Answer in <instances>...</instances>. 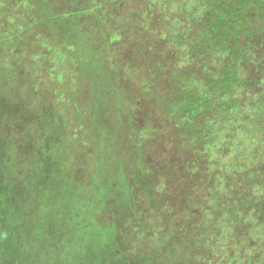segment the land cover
Wrapping results in <instances>:
<instances>
[{"label": "rangeland", "instance_id": "374dc122", "mask_svg": "<svg viewBox=\"0 0 264 264\" xmlns=\"http://www.w3.org/2000/svg\"><path fill=\"white\" fill-rule=\"evenodd\" d=\"M207 1L0 0V264H264V46L223 85Z\"/></svg>", "mask_w": 264, "mask_h": 264}, {"label": "trees", "instance_id": "16d2710c", "mask_svg": "<svg viewBox=\"0 0 264 264\" xmlns=\"http://www.w3.org/2000/svg\"><path fill=\"white\" fill-rule=\"evenodd\" d=\"M206 7L207 15L206 17H204L207 23L205 24V20L203 17L202 21L205 26L203 27V29H201L202 33L200 38L202 41H206L207 44H211V42L218 40L219 37L224 39L223 50L225 51V55H227L226 53H230V56H227H229L230 59L232 57L234 59L231 60L230 63L225 66V73L223 75V78L221 79L223 85L225 84L228 87L233 82V75L231 73H236L235 67L240 63L239 60L243 57H250L252 49L256 50L258 46H264V0H208ZM165 11L166 10H164L163 12ZM74 12L77 14L79 10H77L76 8L74 9ZM49 17L51 16L44 15L41 17V19ZM221 23L223 25H221ZM21 31H24V29L21 28ZM229 41H232L230 47ZM234 54H236L238 58L234 56ZM53 71V74H55L54 76L57 80L56 83L58 84L60 83V79L57 78V72L58 75L63 74L55 68ZM55 95L57 96V92L55 93ZM40 101L41 100H39V105H41ZM195 103L196 100L191 99L187 104H181V107L178 110L184 108L188 109V106H191ZM192 111L193 110H190V112ZM82 185L85 187H83ZM68 187H70V184L65 183L63 188ZM33 193L34 192H31L28 195L29 200L33 198ZM90 195L91 184H82V180L80 179L78 189L76 190L75 198L78 200V202L81 201V204H79L78 202L77 204L82 206V204L86 202V204H88L89 209H91V199H89L91 197ZM30 196L32 197L31 199ZM43 202H45L44 199ZM85 208H87V206H85ZM86 212L87 211H83L81 213L85 214ZM89 212H91V210L88 211V214ZM79 214L80 213H78V215ZM77 226L78 228L76 227V229L78 230V232L84 231L86 226L85 219L82 220V222H77ZM2 234H8V230L6 227L5 233ZM79 247H81V244L79 245ZM33 252H35V250L32 246V248L29 249V252L27 254L32 255ZM34 256L38 257L39 255L38 253H36ZM17 262L18 261H15V263ZM65 264L68 263H66L65 261Z\"/></svg>", "mask_w": 264, "mask_h": 264}]
</instances>
